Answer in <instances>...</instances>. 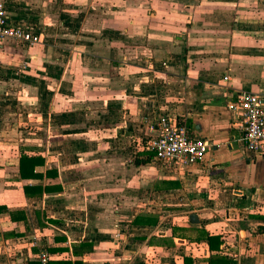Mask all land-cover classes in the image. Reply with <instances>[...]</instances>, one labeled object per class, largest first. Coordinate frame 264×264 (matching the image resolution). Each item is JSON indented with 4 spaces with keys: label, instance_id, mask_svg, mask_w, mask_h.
Returning <instances> with one entry per match:
<instances>
[{
    "label": "crops",
    "instance_id": "obj_1",
    "mask_svg": "<svg viewBox=\"0 0 264 264\" xmlns=\"http://www.w3.org/2000/svg\"><path fill=\"white\" fill-rule=\"evenodd\" d=\"M2 1L41 43L0 40V100L12 79L31 99L17 98L9 120L0 103V259L43 248L84 264H211L204 231L238 264H264V158L245 149L227 109L241 92L264 98V0ZM160 117L210 144L202 162L136 165ZM21 153L41 155L37 171L58 177L21 179ZM55 183L61 191L24 193ZM16 211L26 219L13 222ZM139 214L159 224H133ZM80 242L93 250L74 255Z\"/></svg>",
    "mask_w": 264,
    "mask_h": 264
},
{
    "label": "built area",
    "instance_id": "obj_2",
    "mask_svg": "<svg viewBox=\"0 0 264 264\" xmlns=\"http://www.w3.org/2000/svg\"><path fill=\"white\" fill-rule=\"evenodd\" d=\"M0 40L32 47L41 43V36L25 26L11 23L5 2L0 0ZM227 109L237 120L245 149L264 158V98L256 93L241 92L227 103ZM151 131L152 135L143 144L142 152L151 154L152 161L169 169L178 170L200 163L211 148L204 139L194 137L184 123L170 117L158 118ZM30 245L31 248L38 247L36 236L31 237ZM36 258L47 263L50 255L41 248Z\"/></svg>",
    "mask_w": 264,
    "mask_h": 264
},
{
    "label": "trees",
    "instance_id": "obj_3",
    "mask_svg": "<svg viewBox=\"0 0 264 264\" xmlns=\"http://www.w3.org/2000/svg\"><path fill=\"white\" fill-rule=\"evenodd\" d=\"M7 86L6 84L0 83V93H6ZM180 123V122H179ZM152 160V155H147L146 158H139L135 160L136 165H141L149 163ZM45 165V159L41 155H28L21 153L19 157V174L21 179H37L44 180L46 179H55L58 177V171L56 169H49L46 171V174H42L37 171L38 167ZM173 185H179V183H173ZM62 190V186L59 183L43 185H25L24 193L27 196H41L44 193H53L59 192ZM7 212L6 206H0V213ZM26 215L24 212L16 211L11 212V220L13 222H18L20 220H25ZM159 217L157 215L151 214H139L133 219V224L143 225V226H157L159 224ZM201 235L205 236V239L208 242L209 249L214 254L211 255L209 262L211 264H238V262L228 256L220 254L222 239L220 235H211L204 231H198ZM15 238L24 242L25 235L17 233ZM200 237V236H199ZM198 237V238H199ZM64 237H58L56 240H64ZM57 249H49L48 251L52 252ZM91 252L93 250L92 244L87 242H80L79 244L73 245V254L80 256L84 253ZM15 264H84L82 260H71V259H61V260H49L47 263H42L40 259L33 258L27 261L17 262ZM135 264H146V263H135ZM184 264H193V260L189 257L184 258Z\"/></svg>",
    "mask_w": 264,
    "mask_h": 264
},
{
    "label": "rangeland",
    "instance_id": "obj_4",
    "mask_svg": "<svg viewBox=\"0 0 264 264\" xmlns=\"http://www.w3.org/2000/svg\"><path fill=\"white\" fill-rule=\"evenodd\" d=\"M9 92H8V95L6 96L7 98H9V99H7V100H0V103H1V105L3 106L2 108V110H1V114H3V112L5 111V109H7V113H8V115H10L9 116V118H8V120L9 119H12V118H14L15 117V113H16V111H17V106L15 107V102L17 101L16 99L17 98H19L20 100H19V103H21V101H23V100H25V101H27V102H30L31 101V99H27V98H22V97H26V93L25 92H23V90H22V88L19 86V83H17V79H16V81H15V79H12V81L11 82H9V90H8ZM28 94H30V93H28ZM31 95V94H30ZM6 99V98H5ZM6 101H8V102H11L12 104H9L10 106H8V108H6ZM30 106V105H29ZM24 112L25 113H31V111L30 110H26V109H24ZM25 126H29V127H32V125L31 124H25ZM163 206H164V204H162ZM152 206H154V203L152 204ZM11 243L12 242H10L9 244H7L8 245V247H9V245H11ZM23 244H25V242H22ZM6 245V244H5ZM5 255V254H4ZM6 263V261L5 260H3V259H0V264L1 263ZM7 264V263H6Z\"/></svg>",
    "mask_w": 264,
    "mask_h": 264
},
{
    "label": "water",
    "instance_id": "obj_5",
    "mask_svg": "<svg viewBox=\"0 0 264 264\" xmlns=\"http://www.w3.org/2000/svg\"><path fill=\"white\" fill-rule=\"evenodd\" d=\"M190 221H191L193 224H198V223H199L198 215H197V214H191V215H190Z\"/></svg>",
    "mask_w": 264,
    "mask_h": 264
}]
</instances>
